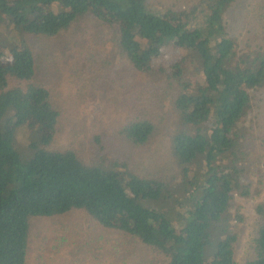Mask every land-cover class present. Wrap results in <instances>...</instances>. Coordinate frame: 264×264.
<instances>
[{"label": "trees", "instance_id": "16d2710c", "mask_svg": "<svg viewBox=\"0 0 264 264\" xmlns=\"http://www.w3.org/2000/svg\"><path fill=\"white\" fill-rule=\"evenodd\" d=\"M254 1L0 0V264H28L34 218L70 213L146 248L141 262L239 264L235 196L264 191V21ZM99 9L111 14L105 68L129 74L106 111L109 133L79 132L60 148L62 111L31 38H56ZM131 73L148 86L130 89ZM170 115L168 158L151 172L143 162ZM28 126L36 140L21 137ZM255 209L241 264H264V198ZM61 236L93 247L80 228Z\"/></svg>", "mask_w": 264, "mask_h": 264}, {"label": "rangeland", "instance_id": "374dc122", "mask_svg": "<svg viewBox=\"0 0 264 264\" xmlns=\"http://www.w3.org/2000/svg\"><path fill=\"white\" fill-rule=\"evenodd\" d=\"M165 1L181 4L183 0ZM252 3L263 6L262 10L258 11L256 19L264 21V0H256ZM98 11L101 14L97 10V13L91 10L71 30L61 33L56 38L42 36L31 38L35 56L43 58L40 64L41 77L47 79L53 87L62 111V130H65L60 132L55 141V145L60 148L66 147L69 140L79 132L91 135L102 130V132L109 133V129L113 126V118L106 111L116 110L113 103L120 99L119 94L122 89L117 81L123 80L129 74L126 71L130 69L126 65L120 68L119 63L116 69L105 68L104 57L107 46L111 42L112 30L110 28L106 30L108 25L104 20L109 19L104 15L111 17V14L101 9ZM111 75L114 78H111ZM131 76L135 79L132 80L130 89H134L136 83L139 85L143 83L144 87L148 86L139 74L131 73ZM109 94L113 95V98H108ZM144 99L148 103L151 100V98ZM69 120H71L70 124ZM172 120V115H170L163 125L161 139L156 143L152 158L143 162L145 168L151 172L159 169L168 158V134L171 131ZM75 130L76 133L72 136ZM36 131L35 126H28L26 130H21L20 135L23 137L26 133L23 139L26 142L33 141L37 139ZM24 144L25 142H19L18 148L24 156L28 157L30 152ZM116 144L117 141H114V145ZM262 167L264 169V159ZM263 198L264 191L261 198L235 196L232 210L234 213L241 211L245 216L244 221L234 220L238 224L239 232L236 242V259L239 264L245 261L249 253L257 218L255 205L259 199ZM65 227L80 228L87 236V242H90L93 247L90 248V245L85 244L77 245L75 238H63L61 232ZM56 233L58 236H55ZM67 240L71 245L67 243ZM32 242L28 264H43V262L50 264H148L141 262V256L137 255L146 248L143 247L142 250L136 245L127 246L128 240L123 233L114 228L98 226L97 222L86 213H70L65 217L34 218ZM42 253L51 256L42 255ZM73 255L76 261L73 260ZM152 264L158 263L153 261Z\"/></svg>", "mask_w": 264, "mask_h": 264}]
</instances>
